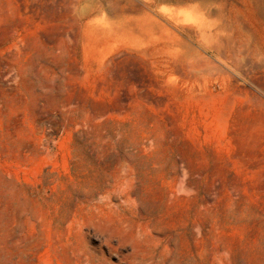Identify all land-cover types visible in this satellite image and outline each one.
Here are the masks:
<instances>
[{
	"label": "rangeland",
	"instance_id": "1",
	"mask_svg": "<svg viewBox=\"0 0 264 264\" xmlns=\"http://www.w3.org/2000/svg\"><path fill=\"white\" fill-rule=\"evenodd\" d=\"M241 1L0 0V264H264Z\"/></svg>",
	"mask_w": 264,
	"mask_h": 264
},
{
	"label": "bare ground",
	"instance_id": "2",
	"mask_svg": "<svg viewBox=\"0 0 264 264\" xmlns=\"http://www.w3.org/2000/svg\"><path fill=\"white\" fill-rule=\"evenodd\" d=\"M241 4L237 53L240 72L238 77H240L241 82L240 101H242L241 108L244 114V117H242L244 132L242 133L247 135L249 131L251 137V151H249L251 154H248L251 155V163L247 164H250L251 171L256 175L259 182L264 185V0H242ZM210 6L207 5L205 8L209 10ZM139 19L141 18H138V23L144 29H148L149 27ZM142 21L147 20L144 21L142 18ZM251 171L250 173H252ZM247 173H249L248 170ZM258 185L260 186V184ZM261 189H263V186L262 188L260 186Z\"/></svg>",
	"mask_w": 264,
	"mask_h": 264
}]
</instances>
